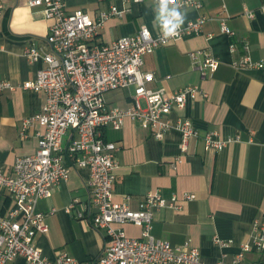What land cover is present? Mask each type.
Returning <instances> with one entry per match:
<instances>
[{"label":"crops","instance_id":"0c3cea01","mask_svg":"<svg viewBox=\"0 0 264 264\" xmlns=\"http://www.w3.org/2000/svg\"><path fill=\"white\" fill-rule=\"evenodd\" d=\"M179 1L67 0V10L83 8L95 16L110 3L125 5L128 10L124 14L108 17L99 28L97 36L102 42L133 34L142 24L154 31L164 15L181 12L183 20L207 16L200 33L145 54L141 68L154 74L149 87L173 91L184 84H198L208 92L207 98L188 100L184 109H173L169 118L186 116L202 133L237 134L239 140L211 152L195 138L182 153L178 129L171 128L156 138L151 130L129 118L119 129L105 126L104 137L118 146L115 198L136 209L149 190H159L167 197L177 194L181 198L178 208L155 210L151 233L173 245L188 241L199 248L204 264H214L218 259L231 261L240 244L250 239L254 220L264 222V13L258 9L264 0H198L200 7L179 5ZM0 4V80L14 85L0 91V168L10 173L16 156L35 150L36 132L43 129L34 122L24 128V136L20 133L23 119L38 112L45 100L44 92L21 86L35 78L41 65L30 62L23 49L28 44L48 49L45 35L52 20L43 15L40 6H29L27 0H0ZM246 9L254 10V15L248 17ZM219 16L226 17L232 34L221 30ZM245 41L251 58L262 66L245 70L232 66L231 61L244 53ZM230 43L235 44V52L229 50ZM202 48L219 59L217 69L205 78L191 67L187 55L189 50ZM133 95V85L109 90L105 93L106 106L130 107ZM139 103L144 106V99L139 98ZM88 176L87 168H69L68 178L55 184L48 198L37 202V209L46 214L48 227L47 232L35 234L44 255L52 257L63 251L83 261L101 252L106 241L104 231L64 210L73 198L78 200L75 208L88 202ZM184 192L193 197L182 199ZM12 204L9 193L1 187L0 214H6ZM121 227L128 235L141 233L139 225L127 222ZM214 236L231 243L220 246ZM243 261L264 264V249L245 252ZM11 263L28 264L20 256Z\"/></svg>","mask_w":264,"mask_h":264},{"label":"built area","instance_id":"2783aa9c","mask_svg":"<svg viewBox=\"0 0 264 264\" xmlns=\"http://www.w3.org/2000/svg\"><path fill=\"white\" fill-rule=\"evenodd\" d=\"M121 1L141 3L142 0ZM27 3L40 6L43 15L52 22L45 35L48 49L33 44L23 49L30 62H41V65L35 78L21 86L44 92L45 100L38 112L23 119L20 133L24 136V128L34 122L43 129L36 132L35 150L16 156L10 173H4L0 168V188H5L13 200L7 213L0 214V264H12L19 256L28 264H204L199 248L188 241L173 245L151 233L155 210L164 206L178 208L181 198L177 194L167 197L159 190H149L136 209L126 200L115 198L113 184L118 146L105 139L104 128L111 125L119 129L125 118L151 130L156 138L176 128L181 135L179 148L182 153L195 138H200L204 149L211 152H218L228 143L239 140L237 134L202 133L186 116L169 118L173 109H184L188 100L207 98L208 92L198 84H184L173 91L149 87L147 83L154 79V74L141 68L145 54L184 36L200 33L207 16L183 20L181 12L164 15L154 31L142 24L133 34L102 42L97 36L99 28L108 17L124 14L128 10L125 5L119 7L110 3L94 16L83 8L67 10V0H27ZM178 4L201 6L198 0H181ZM258 9L264 13V4ZM253 11L246 9L245 13L252 17ZM218 19L221 30L232 34L226 17L219 16ZM242 49L244 53L231 61L235 69L262 66V62L254 61L249 55L246 41L242 43ZM229 50L236 51L234 43L229 44ZM187 53L191 67L202 78L218 67L219 59L207 48ZM129 85L134 86L130 107L106 106L107 91ZM5 88L11 89L14 85L6 79L0 80V91ZM139 98L144 99V106L139 103ZM71 167L88 169L86 185L90 194L88 202L79 208H75L78 200L73 198L65 212L88 220L106 236L101 252L91 260H77L63 251L49 257L35 242V234L48 229L44 221L46 214L37 209V202L48 198L53 186L68 178ZM192 197L191 193L184 192L182 199ZM127 222L141 227L139 236L123 231L121 225ZM213 240L220 246L231 243L218 236ZM253 249H264L263 221L254 220L250 239L240 244L231 261L218 259L214 264H246L244 254Z\"/></svg>","mask_w":264,"mask_h":264}]
</instances>
